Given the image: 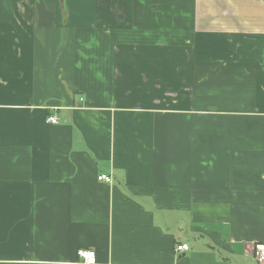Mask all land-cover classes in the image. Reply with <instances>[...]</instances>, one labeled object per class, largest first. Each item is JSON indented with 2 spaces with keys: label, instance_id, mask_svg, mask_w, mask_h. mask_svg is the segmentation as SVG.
Returning <instances> with one entry per match:
<instances>
[{
  "label": "crops",
  "instance_id": "0c3cea01",
  "mask_svg": "<svg viewBox=\"0 0 264 264\" xmlns=\"http://www.w3.org/2000/svg\"><path fill=\"white\" fill-rule=\"evenodd\" d=\"M261 241L264 0H0V264H260Z\"/></svg>",
  "mask_w": 264,
  "mask_h": 264
},
{
  "label": "built area",
  "instance_id": "2783aa9c",
  "mask_svg": "<svg viewBox=\"0 0 264 264\" xmlns=\"http://www.w3.org/2000/svg\"><path fill=\"white\" fill-rule=\"evenodd\" d=\"M48 120L51 123L58 122V118L56 116H50ZM98 179L105 182H112L114 180L113 176L107 173H101L98 176ZM189 248H190L189 244L181 243L177 245L176 250L185 251L188 250ZM254 255L260 264H264V241L258 242L255 245ZM78 256L81 258L83 262H89L92 258L95 257V251L91 249H81L78 251Z\"/></svg>",
  "mask_w": 264,
  "mask_h": 264
}]
</instances>
